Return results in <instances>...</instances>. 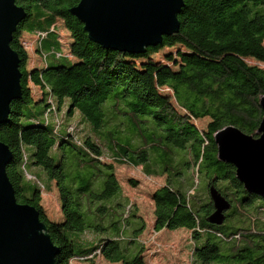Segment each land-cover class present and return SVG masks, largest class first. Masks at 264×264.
<instances>
[{
	"label": "trees",
	"instance_id": "trees-1",
	"mask_svg": "<svg viewBox=\"0 0 264 264\" xmlns=\"http://www.w3.org/2000/svg\"><path fill=\"white\" fill-rule=\"evenodd\" d=\"M79 1L15 0L26 12L10 43L20 59L22 96L0 126V142L12 155L6 174L16 200L38 211L59 250L55 264L92 263L95 255L108 263L145 264L138 240L145 225L123 196L113 164L166 177L152 195L153 228L187 230L192 264H264V200L244 191L235 168L218 161L214 143L228 126L254 136L262 119L264 71L246 60L264 64V0H183L178 33L138 55L93 43L69 13ZM58 21L70 35L69 57ZM23 34L37 38L41 67L26 69ZM176 46L167 64L150 58ZM29 84L40 90L39 101ZM40 104L34 115L23 112L24 105ZM61 107L60 118L55 111ZM205 118L201 131L193 121ZM196 175L205 180L198 192ZM51 183L58 222L40 204ZM210 189L230 205L220 225L208 221L214 212Z\"/></svg>",
	"mask_w": 264,
	"mask_h": 264
},
{
	"label": "water",
	"instance_id": "water-1",
	"mask_svg": "<svg viewBox=\"0 0 264 264\" xmlns=\"http://www.w3.org/2000/svg\"><path fill=\"white\" fill-rule=\"evenodd\" d=\"M183 0H80L69 10L88 38L106 50L128 55L144 54L178 33ZM26 18L15 0H0V126L7 123L10 104L22 96L20 59L10 47L13 33ZM262 119L254 136L235 127L214 135L218 161L231 164L246 193L264 200V97ZM12 155L0 142V264H55L58 248L35 207L20 204L6 168ZM214 212L208 221L222 224L230 205L210 189Z\"/></svg>",
	"mask_w": 264,
	"mask_h": 264
},
{
	"label": "rangeland",
	"instance_id": "rangeland-1",
	"mask_svg": "<svg viewBox=\"0 0 264 264\" xmlns=\"http://www.w3.org/2000/svg\"><path fill=\"white\" fill-rule=\"evenodd\" d=\"M35 12V7L32 8ZM57 32L59 34V40L62 45V52L65 56L69 57V43L70 35L64 28V25L61 21L57 22ZM264 45V42H263ZM21 46L27 54L26 69L30 70L32 68L41 67V62L37 56V38L29 37L26 34L21 36ZM177 50H180V47L176 46L174 48L161 49L158 53L153 54L150 58L155 62H160L162 64H167L165 58L168 54H175ZM72 62L75 60L72 59ZM246 62L251 66H257L264 71V64L257 63L253 60H246ZM32 99L39 101L41 99V92L38 88L29 84ZM161 94L172 96V92L167 89L160 90ZM174 102V100H173ZM42 104L37 107L29 108L24 105L23 112L25 114L30 111L38 112L42 109ZM62 108V107H61ZM61 111L58 109L55 111V116L60 117L65 112L63 107ZM34 115V114H33ZM38 117V114L35 115ZM76 119V115L73 118L64 117L63 122H70ZM23 121V119H21ZM61 120L58 119L57 126L60 124ZM197 128L201 131L206 130V126L209 123V119L205 118L202 120L193 121ZM73 124V123H72ZM74 125V124H73ZM77 128L80 126L77 123ZM78 130V129H77ZM80 132V131H79ZM81 133V132H80ZM53 155V154H52ZM104 162L107 164L112 163L109 159H104ZM114 172L117 182L119 183L123 196L128 200L129 207L136 211V217L141 218L144 222L145 229L143 233L139 236L138 240L143 244V254L142 258L145 264H192V245L190 233L187 230L179 229L176 231H166L162 230L156 232L153 228L154 225V203L152 201L153 193L164 186L166 177L165 176H156L155 173L150 172L145 174L141 166L132 167L130 165H118L113 164ZM30 173L41 176L40 179L44 180V175L31 171ZM188 174H190L188 172ZM29 179H32L30 176H27ZM44 182V181H43ZM195 185L194 189L196 192L203 190L205 186L204 177L201 175L194 180ZM41 206L45 211L48 219L53 222H58L61 220V212L59 206L58 192L54 183L50 184V189L48 191H41ZM257 205H261V202H257ZM264 206V204H262ZM262 214L259 215V217ZM92 263L89 261H81L74 259L71 261V264H114L108 263L100 256L95 255L92 258ZM121 264V263H115Z\"/></svg>",
	"mask_w": 264,
	"mask_h": 264
}]
</instances>
